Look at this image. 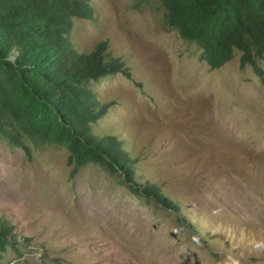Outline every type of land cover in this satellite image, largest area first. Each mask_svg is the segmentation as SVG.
I'll return each instance as SVG.
<instances>
[{
    "label": "rangeland",
    "instance_id": "rangeland-1",
    "mask_svg": "<svg viewBox=\"0 0 264 264\" xmlns=\"http://www.w3.org/2000/svg\"><path fill=\"white\" fill-rule=\"evenodd\" d=\"M91 2L93 18L74 19L73 45L89 51L105 41L126 67L92 82L107 104L95 131L119 134L135 182L160 186L180 211L98 165L71 172L64 147L41 145L29 160L0 138V214L23 238L0 264H220L229 252L264 264L246 248L249 237L264 239L259 77L240 66L238 51L210 68L165 25L157 0Z\"/></svg>",
    "mask_w": 264,
    "mask_h": 264
},
{
    "label": "trees",
    "instance_id": "trees-1",
    "mask_svg": "<svg viewBox=\"0 0 264 264\" xmlns=\"http://www.w3.org/2000/svg\"><path fill=\"white\" fill-rule=\"evenodd\" d=\"M157 1L165 25L194 42L210 68L238 51L240 66L250 65L264 89V0ZM93 13L91 0H0V138L29 160L41 145L64 147L71 172L98 165L119 174L132 193L179 212L160 186L135 182V159L119 134L95 131L107 104L92 82L126 67L122 58L104 52L105 41L89 51L73 45L74 19L90 20ZM14 228L0 214V258L23 239Z\"/></svg>",
    "mask_w": 264,
    "mask_h": 264
},
{
    "label": "clouds",
    "instance_id": "clouds-1",
    "mask_svg": "<svg viewBox=\"0 0 264 264\" xmlns=\"http://www.w3.org/2000/svg\"><path fill=\"white\" fill-rule=\"evenodd\" d=\"M192 240L199 244V237L193 236ZM248 255H264V239H257L255 237H249L246 243ZM247 257L243 253L229 252L220 264H242Z\"/></svg>",
    "mask_w": 264,
    "mask_h": 264
}]
</instances>
